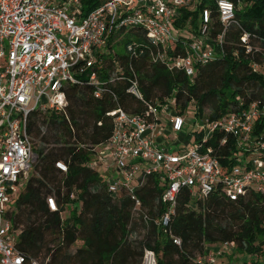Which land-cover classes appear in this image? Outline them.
Segmentation results:
<instances>
[{"label":"trees","instance_id":"16d2710c","mask_svg":"<svg viewBox=\"0 0 264 264\" xmlns=\"http://www.w3.org/2000/svg\"><path fill=\"white\" fill-rule=\"evenodd\" d=\"M229 1L235 4V16L226 25L218 19L215 0L197 1L192 11L180 10L183 23L178 26L190 21L191 32L197 33L199 11L208 8V42L222 35L214 59L197 65L193 76L154 62L151 55L158 46L148 38L145 28L119 20L108 34L105 49L98 53L99 95L95 85L84 81L64 89L67 105L63 110L29 115L27 132L32 141L36 137L41 144L35 148L33 174L18 195L11 217L12 229L18 234L15 246L27 260L35 258L47 264H141L144 250L149 249L155 253L157 264H195L196 256L209 253L208 246L213 244L231 246L232 256L239 252L264 257L263 193L248 190L230 200L219 191L194 198L182 189L166 226L172 238L180 240L178 246L154 224L163 212L161 187L156 180L148 178L142 190L135 191L147 216L144 220L132 213L130 197L110 194L98 171L89 165L93 148L111 137L112 112L117 108L143 113L146 103L171 98L177 113L182 114L193 102L197 118L209 121L238 114L254 102L264 105V76L253 70L254 65H264V0ZM103 2L81 0L82 14L87 15ZM183 41L189 39L180 35L173 55L182 53L179 44ZM133 80L141 99L128 92ZM42 127L46 129L44 134ZM259 135L264 137V119L254 124L253 141ZM201 138L202 134L196 132L195 139ZM221 139V134H214L205 145L226 168L238 150L233 136L226 135L224 144ZM57 162L65 164L67 171L56 168ZM49 196L56 200V211L47 206ZM73 200L79 202L77 212L62 220V212Z\"/></svg>","mask_w":264,"mask_h":264},{"label":"built area","instance_id":"2783aa9c","mask_svg":"<svg viewBox=\"0 0 264 264\" xmlns=\"http://www.w3.org/2000/svg\"><path fill=\"white\" fill-rule=\"evenodd\" d=\"M197 1L200 0H104L83 15L81 0H0V264H47L35 258L27 260L16 248L13 209L7 206L16 202L26 187L37 159L27 132L29 115L63 110L67 105L64 89L84 81L95 85L99 95L98 53L105 49L108 34L119 20L121 24L138 23L145 28L148 38L158 46L151 55L154 62L193 76L197 65L214 59L215 48H220L222 40L218 35L213 43L208 42L210 10L203 8L198 14L195 36L179 44L182 53L172 54L180 36L172 34V29L178 30V12L190 9ZM215 6L221 24L234 19L233 2L215 0ZM253 70L264 76V65H254ZM128 92L141 99L136 80ZM171 104V98L146 103L143 113L115 109L111 137L93 148L94 158L89 165L114 170V178H103L108 192L130 197L132 213L144 220L147 216L135 191L142 190L148 178L156 180L161 187L163 212L154 224L172 238L166 226L182 189L194 198L214 191L230 200L248 190L264 194V137L259 135L253 141L254 124L264 119V105L254 102L238 114L201 119L204 125L197 133L202 134V140L197 141L193 135L189 149L172 152L157 141L158 132L179 133L184 127L182 115L168 110ZM160 112L166 117L164 127ZM214 134L223 136L221 144L226 135L234 137L238 154L229 167L222 166L212 148L205 145V140ZM247 156L250 158L245 161ZM55 166L67 171L62 162ZM46 202L51 211L57 210L54 197H47ZM172 243L179 246L180 240L173 237ZM141 264H157L155 253L145 249ZM195 264H217V255H198Z\"/></svg>","mask_w":264,"mask_h":264},{"label":"rangeland","instance_id":"374dc122","mask_svg":"<svg viewBox=\"0 0 264 264\" xmlns=\"http://www.w3.org/2000/svg\"><path fill=\"white\" fill-rule=\"evenodd\" d=\"M58 1L59 0H54V2H58ZM194 9H195L194 6L190 7L191 11ZM178 13L179 15L175 19V26L176 28H178V30L172 29L173 36L177 37L178 35L177 33H179L180 35H182V37H185L186 39H192L195 36V34L191 32L193 30L191 26V22L187 21L184 23L185 24L184 26L179 27L178 25H180V23H183L181 19L183 16V15L181 16V14L183 13H181V11H179ZM168 102L170 103L171 100ZM168 110L171 111L172 114L178 111L172 104L168 106ZM204 111H205V114L208 113L207 110H204ZM196 114H197V111H196L195 103L190 102L181 114L185 120V124H184L182 131L179 133L167 132L166 130L164 132H158L157 141L164 147L170 149V151L172 152H180V151L189 149L192 146V139H191L192 136L195 135V133L197 132V129L201 128L204 125V123L200 119L197 118ZM160 119H161V124L163 125V127L166 126V117L163 115L162 112H160ZM45 132H46V129L42 127L41 134H44ZM32 138H33V143H34L35 148L39 147L41 144L39 138H36V137H32ZM53 146H56V145H50V147H53ZM249 158L250 157L247 156L244 158V160L247 161L249 160ZM91 166L94 169H96L98 171L99 176L104 178L105 180H107V177L112 179L116 176L114 170L112 169L108 170L99 164L97 165L91 164ZM7 206L11 207L13 211L16 208L15 202H11ZM78 208H79V202L76 200L71 201L65 207L64 211L62 212V215H61L62 220H67L71 218L74 215V213L77 212ZM263 227H264V224H263ZM208 248L211 253L216 254L217 257H219V260L223 259V261L226 264H250L253 261L257 262V264H264V257H260L256 254L250 255V254L238 252V253H235L234 256L229 255L230 253H228V256H225L224 250H226L227 248H230L231 250H233L231 246L224 247L223 245L213 244V245H209ZM195 255H197V253H195Z\"/></svg>","mask_w":264,"mask_h":264},{"label":"crops","instance_id":"0c3cea01","mask_svg":"<svg viewBox=\"0 0 264 264\" xmlns=\"http://www.w3.org/2000/svg\"><path fill=\"white\" fill-rule=\"evenodd\" d=\"M224 252H225V256H228V253H230L231 252V249H229V248H227L226 250H224ZM209 253H211L210 251H209ZM218 253V252H217ZM220 253V252H219ZM212 254H214V253H212ZM232 253H230L229 255H231ZM219 255V254H218ZM220 256V255H219ZM217 264H226L224 261H223V259H220L219 260V257H217Z\"/></svg>","mask_w":264,"mask_h":264}]
</instances>
